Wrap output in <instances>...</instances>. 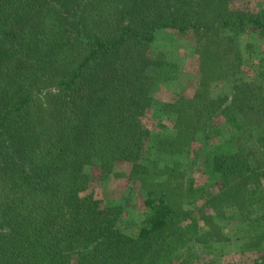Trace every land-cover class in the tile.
<instances>
[{"label": "trees", "instance_id": "trees-1", "mask_svg": "<svg viewBox=\"0 0 264 264\" xmlns=\"http://www.w3.org/2000/svg\"><path fill=\"white\" fill-rule=\"evenodd\" d=\"M249 29L264 40V10L232 11L227 0H0V264H222L207 256L227 242L219 224L230 209L247 227L240 251L257 257L248 264H264L257 81L165 107L176 134L156 141L159 155L210 139L223 118L230 147L212 155L215 192L195 188L180 166L151 173L141 161L147 90L167 66L148 54L156 31L191 33L206 89L242 73L237 39ZM120 162L146 186L150 215L136 238L120 231L119 207L84 195L85 167L98 164L104 179ZM185 200L202 205L185 209Z\"/></svg>", "mask_w": 264, "mask_h": 264}, {"label": "rangeland", "instance_id": "rangeland-1", "mask_svg": "<svg viewBox=\"0 0 264 264\" xmlns=\"http://www.w3.org/2000/svg\"><path fill=\"white\" fill-rule=\"evenodd\" d=\"M227 8L248 14H256L264 10V0H227ZM237 42L242 55V73L228 72L220 82L213 83L210 87L202 89L199 86L202 65L196 55V45L190 32L177 35L172 30H158L154 41L149 48L150 59L164 58L167 66L162 78L153 87L147 90L150 98V107L142 117L144 128L149 132L148 150L143 156L142 163L150 168L151 173L155 168L180 166L184 172V179L193 181L195 188L209 192L218 189L216 174L212 171L211 158L215 152L229 150L226 145L228 129L222 117L216 118L217 131L210 139L197 137L182 147L176 156L159 155L155 151V143L161 138L175 136V116L165 107L183 97L194 99L200 95H209L219 98L227 95L237 80L251 83L257 81L264 89V40L249 29L238 36ZM157 165V166H155ZM84 173L88 176V188L84 195L89 194L98 203L100 208L116 206L122 211L119 220V229L122 234L136 238L145 220L150 215V209L145 203L146 186L130 177V166L125 162L118 163L112 172L104 179L100 177L98 164L87 166ZM150 182H162L155 179ZM185 209L201 206L202 202L187 204ZM208 213V209L204 211ZM225 220L220 222V228L227 242L215 245L219 251L214 256H207L209 260L226 264L229 262H243L248 264L256 257L254 253H242L246 241V224L234 217L235 210H227ZM203 228V227H202ZM204 231V229H203ZM201 261H207L202 255Z\"/></svg>", "mask_w": 264, "mask_h": 264}]
</instances>
